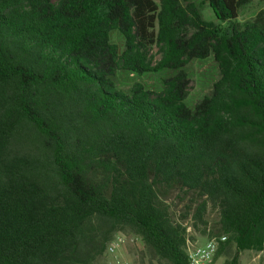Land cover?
Wrapping results in <instances>:
<instances>
[{
  "label": "trees",
  "instance_id": "1",
  "mask_svg": "<svg viewBox=\"0 0 264 264\" xmlns=\"http://www.w3.org/2000/svg\"><path fill=\"white\" fill-rule=\"evenodd\" d=\"M252 1L204 0L213 22L194 0H0V264H93L124 230L165 264H188V228L225 237L213 264L264 253ZM207 60L218 77L189 106L185 67Z\"/></svg>",
  "mask_w": 264,
  "mask_h": 264
},
{
  "label": "rangeland",
  "instance_id": "2",
  "mask_svg": "<svg viewBox=\"0 0 264 264\" xmlns=\"http://www.w3.org/2000/svg\"><path fill=\"white\" fill-rule=\"evenodd\" d=\"M157 2V0H154ZM204 0H194L196 6L200 10V14L203 19L207 21L217 22L214 14L209 9ZM203 3V4H202ZM264 9V3L261 0H253L250 5H248L239 16V20H244L252 17L259 10ZM147 59L150 62V66L153 67L157 64L160 59L159 51L156 47L150 50L147 55ZM185 71L188 78L187 86V97L186 104L193 106L202 97L209 95L212 89V83L217 79V68L212 60H207L205 62H189ZM161 78L160 76H158ZM158 77L148 75L143 77L142 81L147 85L154 86L158 88ZM175 217H178L183 212L184 203L179 202L171 196L168 200ZM210 220L214 219V214L211 212L208 215ZM197 240L201 243L204 240L200 235L196 233L193 234ZM120 239V243L113 251L110 247L113 243H116ZM235 250L233 247L226 248L215 260L214 264H229L235 255ZM93 264H165L151 256L148 249L144 246L141 239L131 233L128 230L120 231L115 233L111 240L106 245L105 251L101 256L97 257ZM235 264H264V253H256L252 251H244L238 254Z\"/></svg>",
  "mask_w": 264,
  "mask_h": 264
},
{
  "label": "built area",
  "instance_id": "3",
  "mask_svg": "<svg viewBox=\"0 0 264 264\" xmlns=\"http://www.w3.org/2000/svg\"><path fill=\"white\" fill-rule=\"evenodd\" d=\"M188 238L186 240V254L188 264H213V257L220 242L225 241V237L211 238L203 243L195 242L190 239L193 232L190 228L187 230ZM120 239L113 243L110 250L113 251L120 243Z\"/></svg>",
  "mask_w": 264,
  "mask_h": 264
}]
</instances>
